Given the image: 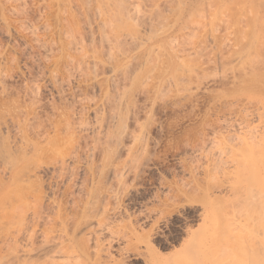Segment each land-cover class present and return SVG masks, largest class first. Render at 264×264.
I'll use <instances>...</instances> for the list:
<instances>
[{
	"label": "rangeland",
	"instance_id": "obj_1",
	"mask_svg": "<svg viewBox=\"0 0 264 264\" xmlns=\"http://www.w3.org/2000/svg\"><path fill=\"white\" fill-rule=\"evenodd\" d=\"M66 1L0 0V141H6L5 143L11 149L16 148L15 146L20 143L18 141L20 135L16 130L15 122H11L16 118V112H14L16 109L13 110V107L25 106L31 94L36 95V99L40 101L38 111L42 118H46L55 105L59 108L69 106L71 109L72 107L73 112L78 110L79 105L87 102L83 99V92H88L89 96L95 97L98 94L100 98L101 93H98L97 88L95 90L88 88L84 91L82 84L79 86L77 82L71 80L70 83L63 82L61 90L58 91L50 81L49 74L54 73L55 68L57 69L53 58L61 53L58 42L61 34L60 28L63 25L62 21L70 17V14H67L69 9L73 11L70 10L69 13L76 14L77 18L80 16L81 29L85 26L81 32L76 33L78 35L76 37L82 36V32L87 31L88 28V23H86L88 20L82 13L84 11L81 6L82 1ZM69 1L72 4L66 5L65 2L71 3ZM91 1L93 7V0ZM155 1L133 0V4H136V6L134 4L135 8L140 9L143 16L148 13L147 17L142 16V19L145 18L142 23L136 22V26L138 24L137 27L142 30L145 38L155 34L159 28L162 31L166 29V24L172 22L176 16L179 0H157L162 9H160L162 15L167 16V20L161 26L153 11L152 2ZM65 5L68 7L65 8ZM65 9L68 11L65 12ZM59 10L64 11L65 16L62 13L59 15ZM150 14L152 15L150 21L152 19L153 23L147 19ZM58 19H63L60 20L62 25ZM90 20H92L91 16L89 22L97 21V19ZM186 20L188 23L186 27L176 33L177 35H173L177 37L176 39L175 37L168 39L170 43L167 40V42L155 40L160 36L162 32L160 30V32L157 31L158 36L149 41L150 48L151 45L160 43L156 48L153 47L155 45L152 46L155 54L152 53L153 58H156L157 51L160 57V51L166 52L161 53V56L162 54L164 56V54L172 53L173 50L177 51V57L172 58L171 67L168 63H165L167 67L164 64L165 56L155 59L154 61L159 62L157 67L160 66L159 64L163 65L160 68L162 72L159 68L158 70L154 68L156 71L152 72L154 73L152 77L159 72L158 81L149 79L152 78L151 75L146 77L143 83L147 78L150 80L143 84L146 90L142 88L137 91V95L135 94L136 102L129 117V126L134 132L139 128L138 124L142 123V153L138 157L141 158L134 159L135 161L129 159L134 161L132 163L125 158L127 157L125 156L126 148L130 144V139L126 138L127 147L124 146L125 148L121 149L120 156H118L121 163L124 161L123 165L127 169V172L124 169L126 175H123V183L122 180H120L121 183L116 182V178L110 176L108 185H111L108 192L113 191H110L113 195L107 199L104 197L105 201L110 200L109 209L114 207L112 209L117 210L115 217L110 220L111 234L115 236V234L130 232L131 228H134L136 234L142 239L151 240L153 248L164 257L169 253L180 251L186 242L194 245L198 241H206L210 244L212 241L216 243V240L221 242L224 238V242L227 240L229 242L230 238L234 241L240 239L241 236L249 237V235L258 234L259 229H254L260 226L258 220L256 219V222L259 226L256 227L255 220L250 219L253 224L248 216H245L246 220L243 216L246 213L243 208H247L243 199L253 193L252 188L255 189V186L260 184L261 187L264 186V173L260 172L256 174L260 181H250L247 184L243 181L242 184L245 182L246 185L239 187L238 178V181L235 180L236 176L228 171L231 170V162H227L230 158H240L245 149L248 151L245 148V140L248 142L255 140L252 151L259 163L264 164V0H197L190 13L186 15ZM151 23L155 24L154 28ZM149 26L152 29H149ZM155 28L157 29L153 31ZM183 31H188L189 34ZM87 34L85 32L81 39L86 40ZM150 38L147 37V39ZM177 43L180 44L178 47ZM185 44L186 49L183 46ZM161 47L162 49L158 50ZM143 50L145 49L143 48L142 52ZM187 51L189 54L186 53ZM164 69L165 72H163ZM160 73L163 74V79L159 82ZM58 77L60 78V75ZM156 82H158L156 86L154 85L156 88H151ZM147 83L150 84L144 86ZM159 88H162L160 93ZM5 107L9 109L12 107L13 111H9L10 115L7 111L9 109ZM2 110L5 113H2ZM14 114L15 118H13ZM87 115L92 118L93 112ZM78 117L75 116L76 120ZM240 127L253 128V137L249 138L251 134L244 132V128L241 132ZM238 130L241 131L238 132ZM87 142L90 145L91 140L88 138ZM220 151H224L221 153V156L224 154L222 157L217 154ZM231 151L236 154H232ZM216 156L221 159V162H217L216 159L219 158ZM98 157L100 158V151L95 152L94 159L98 161ZM127 163L128 166H126ZM219 163L220 166H224L220 167ZM224 163H227V166ZM2 164L0 162V184L7 176V173L3 172ZM44 180L48 182L47 177ZM229 183L236 185L233 192L223 189V186ZM10 189L0 190L1 264L3 261L9 260L10 262L12 257L10 255L13 252L10 234L13 233L15 224L14 217H12L13 209L9 206V201L13 198L11 195L13 189ZM260 191L262 192V188ZM263 194L264 192L262 193L264 197ZM4 208L9 211L6 212ZM243 210L245 212L242 215ZM10 219H12L11 223ZM236 233L237 235L243 234L239 237ZM111 238L106 232L102 241L107 243ZM4 239L9 241L6 243ZM116 245L113 243V246L117 247ZM141 249L145 253L143 242ZM112 253L116 259H119L117 252ZM133 264H140V262Z\"/></svg>",
	"mask_w": 264,
	"mask_h": 264
},
{
	"label": "bare ground",
	"instance_id": "obj_2",
	"mask_svg": "<svg viewBox=\"0 0 264 264\" xmlns=\"http://www.w3.org/2000/svg\"><path fill=\"white\" fill-rule=\"evenodd\" d=\"M81 1L82 4H80L84 10L82 13L85 14L84 17L88 20V22H86L87 20L85 21L88 23V32L85 31L86 34L88 33V38L86 40H84L85 38L81 39L85 33L84 31L82 36L76 37L77 32H81L85 26L81 29L80 16L77 18L76 14L69 13L70 10L72 11V9H69L67 14H70V17L68 16L69 18L66 21H64V17L63 21L58 19L60 24L63 22V25H60L61 31L59 30L61 34L59 33L60 36L58 35L61 53L53 58L55 62L52 61L57 66V69L55 68L54 73L51 72L52 75L50 73L49 76H51L50 81L58 91L61 90L63 82L70 83L73 80L79 86L82 84L84 91L88 88L93 90L97 88L99 90L98 93H101L100 98L98 94L97 97L99 99L95 96H89L88 94L90 93L88 92H83V99H86L87 102H84L85 105L82 102L83 105H79L80 108L78 110L73 112L72 107L71 110L69 106L61 105L62 107L59 108L55 107L58 105L54 106L51 104L54 107L51 109L52 112L49 110L51 113L49 112L50 114L46 118H42L39 115L40 101L36 99V95L31 94L25 106L17 105L16 108L15 106L13 107V110L16 109L14 111L16 112V118L14 114L13 118L15 119L14 121L12 119L11 122H15L16 130H18L20 135L18 138L16 133V137L20 139L18 140L20 143H18V146L14 143L16 148H13V150L8 147L5 143L6 141H0V162L3 163V172L7 173V176L5 174V179L1 180L0 190L13 189L11 194L13 198L10 199L9 206L13 209V216H11L14 217L13 222L15 224L14 231L10 234V240H12L13 245V252L10 255L12 257L10 262H8L9 260L3 261L2 264H133L137 261L140 264H264V197L262 196L264 186L261 187V184V186H255V189L249 187L254 191L250 193L249 197L245 196L247 200L243 199L244 204L247 205V208H243L246 213L244 214L245 211H242L245 220L248 216L249 220H255L256 222L257 219L260 224V226L257 222V225L255 224L256 227H259L254 229H259L260 231H257L258 234L256 235L241 236L240 239L234 241L229 237V242L228 240L224 242V238L221 240L222 243L217 242V240L216 243L212 241L210 244L206 241H198L194 245L186 242L182 245L180 251L169 253L168 256L164 257L153 248L151 240L142 239L141 236L136 234L134 228H131L130 232L115 234V236L112 235L113 233L111 234L110 220L115 217L117 210H115L116 208L112 209L114 207L109 209L108 203L110 200L109 202L108 200L105 201L113 195L111 193L113 191L109 190L108 192L111 185H108V183L111 179L110 176L116 178V182L119 181L121 183L120 180H122L123 183V175H126L124 169L126 168L123 165L124 161L122 160L123 162L121 163V159L119 161L118 156H120L121 149L126 146V138L130 139V144H128V147L126 146L125 156L127 157L125 158L137 160L142 153V123L139 121L138 131L135 130L137 133H134L135 131H131L129 126V117L136 102L135 94L144 88L143 84L148 80L147 78L146 82L143 83L144 79L150 77V75L152 77L154 68L157 70L159 68L160 70L161 66L163 67L161 64L157 67L159 62L157 63L154 60L162 58L163 54L161 56V53L164 51H160V57H158V46L155 50V52L157 51V56L153 58V47L156 48L158 43L153 44L155 46L151 45V48L149 47V41L157 37V34L162 29L159 28L157 31H160L157 32L155 31L157 28H155L153 30L155 34L147 36L151 37L150 39L145 38L142 35V30L138 29L137 26L140 24L139 22L142 23V20L145 19L142 18L148 13L143 16L142 11L140 9L137 10V7L135 8L136 4L134 3V6L133 0H93V7L91 6V0ZM196 1L179 0L175 18L172 22L166 24V29L160 32V36L155 38V40L162 42L163 40L168 41L171 37L176 39L177 37L173 35L181 32L186 27V15L190 13ZM66 2V5L72 4L71 1H69L71 3ZM155 2H152L154 4L153 11L162 26L167 20V16L162 15L160 5L157 0ZM66 5L65 8L68 7ZM78 8L81 9V7ZM60 10L58 12L59 15L60 13L64 15L67 9L64 10L65 12H61L63 9ZM154 12L152 13L153 16ZM90 16L92 20L97 19V21L95 23L89 22ZM151 16V14L150 17L148 16V21H150ZM151 21L153 23L152 19ZM136 22H138L137 26ZM153 25L155 26V24H152V27ZM149 29L152 28L150 27ZM183 32L189 34L187 33L188 31ZM182 38L184 39V37ZM247 43L249 45V42ZM186 44L183 45L185 49ZM172 47L174 48V46ZM143 48L145 50L142 52ZM161 49L162 47L158 50ZM176 52V50H173L168 55L164 54L165 57L167 55V61L165 62L166 59L163 56L164 60L161 59V63H163V60L164 64L168 63L171 67L173 65L172 58L177 57ZM163 72H165V69ZM156 74V78L154 76L149 79L158 81L159 72ZM58 75H60V78ZM162 79L163 74L159 76V82ZM157 83L153 84V86L151 85V88L155 87ZM148 84L150 83L144 86H148ZM160 87H162L161 84ZM153 94L152 96H154ZM81 100L79 101L81 102ZM11 104L12 102L10 106ZM13 104L16 105L15 103ZM7 105L10 107L9 104ZM11 108H7L9 109L7 111H13ZM23 110H25L24 113ZM91 112H93V117L89 118L87 114ZM2 113L5 112L3 111ZM75 116H79L77 120ZM243 128L244 132L251 134L249 138L253 137V128L245 129V127H242L241 132H243ZM240 131L238 130V132ZM88 138L91 140L90 145L87 142ZM254 141H244L246 142L245 148L248 151L245 149L246 152L244 150L243 154L239 152L242 154L240 158L235 155L237 158H230V161L226 160L231 162V170L228 171L236 176V179L234 177L235 180L238 178L239 181L237 180L238 183L237 181L236 183L240 185L239 187H243L250 181H260L256 174L264 173V164L259 163L252 151ZM97 151H100L98 161L94 159ZM221 153H224V151H220L217 154L222 157L224 154L221 156ZM219 159H216L217 162H221V159ZM224 164L227 166V163ZM126 166H128V163ZM45 177H47L48 182L44 180ZM243 181L246 184L244 182L243 185ZM235 186L229 183L223 186V189L233 192ZM115 196L117 197V195ZM3 204L6 205L4 202ZM7 210L5 209L6 212ZM251 220L250 222L253 223ZM4 221H6L5 218ZM11 221L12 219H10V223ZM237 231L239 232V230ZM106 232L112 238L108 239L105 244L102 240ZM241 234H238L239 237ZM9 237L7 238L9 239ZM4 240H6V243L9 241L7 239ZM142 242L145 244V253L141 249ZM113 243H116L117 247L113 246ZM113 251L118 253L119 259L114 257Z\"/></svg>",
	"mask_w": 264,
	"mask_h": 264
}]
</instances>
